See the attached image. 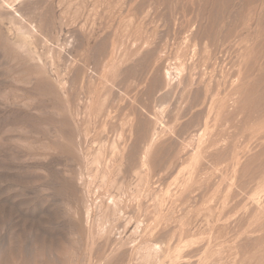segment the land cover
<instances>
[{
  "label": "rangeland",
  "instance_id": "rangeland-1",
  "mask_svg": "<svg viewBox=\"0 0 264 264\" xmlns=\"http://www.w3.org/2000/svg\"><path fill=\"white\" fill-rule=\"evenodd\" d=\"M0 264H264V0H0Z\"/></svg>",
  "mask_w": 264,
  "mask_h": 264
}]
</instances>
